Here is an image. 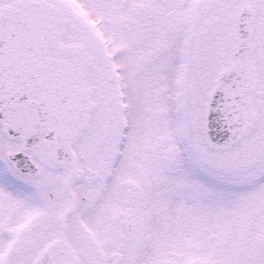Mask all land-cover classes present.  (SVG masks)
I'll return each mask as SVG.
<instances>
[{
	"label": "snow or ice",
	"instance_id": "snow-or-ice-1",
	"mask_svg": "<svg viewBox=\"0 0 264 264\" xmlns=\"http://www.w3.org/2000/svg\"><path fill=\"white\" fill-rule=\"evenodd\" d=\"M0 264H264V0H0Z\"/></svg>",
	"mask_w": 264,
	"mask_h": 264
}]
</instances>
